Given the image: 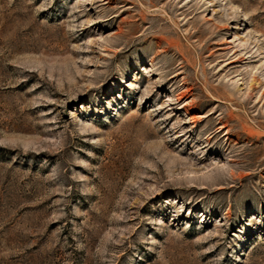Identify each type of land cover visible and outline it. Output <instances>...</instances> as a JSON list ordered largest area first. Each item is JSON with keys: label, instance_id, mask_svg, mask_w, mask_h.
<instances>
[{"label": "rangeland", "instance_id": "374dc122", "mask_svg": "<svg viewBox=\"0 0 264 264\" xmlns=\"http://www.w3.org/2000/svg\"><path fill=\"white\" fill-rule=\"evenodd\" d=\"M0 264H264V0H0Z\"/></svg>", "mask_w": 264, "mask_h": 264}]
</instances>
